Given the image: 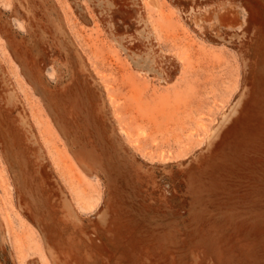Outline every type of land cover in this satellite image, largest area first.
Returning a JSON list of instances; mask_svg holds the SVG:
<instances>
[{
	"label": "rangeland",
	"instance_id": "rangeland-1",
	"mask_svg": "<svg viewBox=\"0 0 264 264\" xmlns=\"http://www.w3.org/2000/svg\"><path fill=\"white\" fill-rule=\"evenodd\" d=\"M0 264H264V0H0Z\"/></svg>",
	"mask_w": 264,
	"mask_h": 264
}]
</instances>
